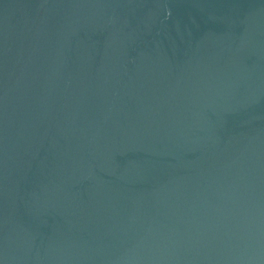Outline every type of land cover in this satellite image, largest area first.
I'll list each match as a JSON object with an SVG mask.
<instances>
[{
    "label": "water",
    "instance_id": "water-1",
    "mask_svg": "<svg viewBox=\"0 0 264 264\" xmlns=\"http://www.w3.org/2000/svg\"><path fill=\"white\" fill-rule=\"evenodd\" d=\"M0 264H264V0H0Z\"/></svg>",
    "mask_w": 264,
    "mask_h": 264
}]
</instances>
